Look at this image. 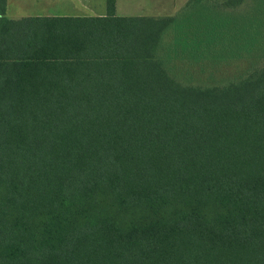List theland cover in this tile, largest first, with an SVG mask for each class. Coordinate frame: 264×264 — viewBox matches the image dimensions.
<instances>
[{"label": "trees", "instance_id": "obj_1", "mask_svg": "<svg viewBox=\"0 0 264 264\" xmlns=\"http://www.w3.org/2000/svg\"><path fill=\"white\" fill-rule=\"evenodd\" d=\"M242 1L11 18L0 0V264H264V63L212 85L167 65L248 53L256 33L217 9Z\"/></svg>", "mask_w": 264, "mask_h": 264}, {"label": "rangeland", "instance_id": "obj_2", "mask_svg": "<svg viewBox=\"0 0 264 264\" xmlns=\"http://www.w3.org/2000/svg\"><path fill=\"white\" fill-rule=\"evenodd\" d=\"M187 0H162L161 5L152 6L155 0L136 1L139 6L124 8L118 5V15H173L184 7ZM132 2V1H131ZM166 5V6H165ZM221 18L229 21L235 28L239 27L245 36L249 33L258 41L252 49L243 56L221 64H212L209 61L194 62L186 57H178L168 52V68L171 74L185 83L212 85L221 84L247 73L251 68L264 63V0H243L235 8H217ZM243 28V29H242ZM238 29V28H236ZM233 29L234 32H237ZM165 54V53H164ZM166 55V54H165Z\"/></svg>", "mask_w": 264, "mask_h": 264}, {"label": "crops", "instance_id": "obj_3", "mask_svg": "<svg viewBox=\"0 0 264 264\" xmlns=\"http://www.w3.org/2000/svg\"><path fill=\"white\" fill-rule=\"evenodd\" d=\"M132 1V2H131ZM140 0H115L124 8L136 7ZM155 0L152 6H164ZM163 4V3H162ZM166 6V5H165ZM106 13V0H6L5 14L11 18L24 16L52 15H103Z\"/></svg>", "mask_w": 264, "mask_h": 264}]
</instances>
